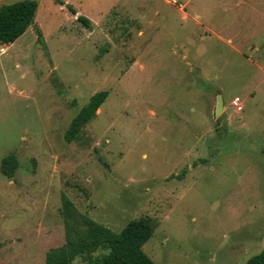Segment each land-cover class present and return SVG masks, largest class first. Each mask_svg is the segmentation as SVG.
Returning <instances> with one entry per match:
<instances>
[{"label": "rangeland", "instance_id": "1", "mask_svg": "<svg viewBox=\"0 0 264 264\" xmlns=\"http://www.w3.org/2000/svg\"><path fill=\"white\" fill-rule=\"evenodd\" d=\"M37 1L35 23L0 46V264H44L66 243L63 196L115 232L156 217L143 246L156 264H245L260 253L264 0ZM11 153L19 168L8 178Z\"/></svg>", "mask_w": 264, "mask_h": 264}, {"label": "trees", "instance_id": "2", "mask_svg": "<svg viewBox=\"0 0 264 264\" xmlns=\"http://www.w3.org/2000/svg\"><path fill=\"white\" fill-rule=\"evenodd\" d=\"M38 8L37 0H18L3 4L0 7V46L12 44L23 36L35 23ZM70 10L72 14L77 15L78 12L73 7H70ZM77 20L90 27L87 17L78 15ZM108 97L109 92L103 90L90 98L71 121L64 136L67 142L79 137L81 129L96 116ZM262 151L264 153V146ZM18 168L19 160L15 153L2 160L1 172L6 177L13 178ZM62 203L67 240L63 246L47 252L44 264H73L79 257L87 264H156L143 250L144 244L153 237L159 226L156 217L133 219L120 232H115L86 216L79 215L67 196H63ZM99 250L107 252L95 255ZM245 264H264V247Z\"/></svg>", "mask_w": 264, "mask_h": 264}, {"label": "water", "instance_id": "3", "mask_svg": "<svg viewBox=\"0 0 264 264\" xmlns=\"http://www.w3.org/2000/svg\"><path fill=\"white\" fill-rule=\"evenodd\" d=\"M34 28H37V25H34ZM224 110V102L221 96H218V102L216 107V116H219L220 113Z\"/></svg>", "mask_w": 264, "mask_h": 264}, {"label": "built area", "instance_id": "4", "mask_svg": "<svg viewBox=\"0 0 264 264\" xmlns=\"http://www.w3.org/2000/svg\"><path fill=\"white\" fill-rule=\"evenodd\" d=\"M3 51V49H2ZM233 105L236 106L239 110L242 109V106L240 104V98H236L234 101H233Z\"/></svg>", "mask_w": 264, "mask_h": 264}, {"label": "crops", "instance_id": "5", "mask_svg": "<svg viewBox=\"0 0 264 264\" xmlns=\"http://www.w3.org/2000/svg\"><path fill=\"white\" fill-rule=\"evenodd\" d=\"M3 46H5V47H6V45H3ZM3 52H6V49H5V48H3Z\"/></svg>", "mask_w": 264, "mask_h": 264}]
</instances>
